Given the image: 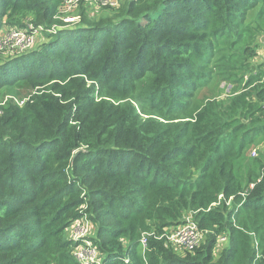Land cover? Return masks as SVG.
Here are the masks:
<instances>
[{
    "label": "trees",
    "instance_id": "1",
    "mask_svg": "<svg viewBox=\"0 0 264 264\" xmlns=\"http://www.w3.org/2000/svg\"><path fill=\"white\" fill-rule=\"evenodd\" d=\"M63 2L0 0V36L48 38L0 62V92L27 93L0 102V264H264V176L244 191L235 166L264 131V68L228 107L193 106L216 53L264 31L246 24L264 0H122L75 25ZM187 213L202 243L142 249ZM82 221L96 234L72 238Z\"/></svg>",
    "mask_w": 264,
    "mask_h": 264
},
{
    "label": "rangeland",
    "instance_id": "2",
    "mask_svg": "<svg viewBox=\"0 0 264 264\" xmlns=\"http://www.w3.org/2000/svg\"><path fill=\"white\" fill-rule=\"evenodd\" d=\"M263 5V2H260V5L251 11L246 24L251 23L258 25L260 30H264V22L263 25L258 24L259 21L264 20ZM82 9H85V13L94 18H98L107 12L104 6L90 5L88 7L79 6L78 10L75 9L62 12V16L78 14L81 18ZM31 33L34 35L33 46L48 39L43 32L37 33L31 31ZM260 35L263 36L264 31L248 33L246 34L245 40L241 43H237L231 48L233 51H223L228 49V47L224 45L223 49L216 53L211 63V78L206 85L200 86L194 96L193 106L195 109H210L214 106L228 107L230 99L234 95L232 93L233 90H241L243 88L246 80L250 76H253L251 71L258 74L260 69L264 68V42L261 39L262 37L258 39ZM2 36L3 35L0 36V62L2 61V58L25 51V49H18L13 45H1ZM253 42H260V44L257 47H252ZM255 49L256 53H253ZM4 91L5 90L0 92V102L9 98V101L13 99L15 102L22 105L25 101L23 97L27 95V93L24 92V86L17 87L15 89L16 93L3 94ZM17 91L22 92V95ZM255 101H258V99H255ZM256 113L261 115L264 113V109L262 108ZM252 138L251 141L248 139L245 140L244 147L241 150V157L235 161L237 175L239 179L243 181L245 186L243 187L244 191H247L250 188L254 180L261 179L264 176V131L254 133ZM255 150L257 151V154L255 153ZM82 228H87L88 231L86 234L79 237L90 238L96 234V229L90 222L82 221L74 229H71L70 236L76 239L79 238L76 236ZM219 252L220 251L216 249L217 255ZM184 253L185 252H180V254Z\"/></svg>",
    "mask_w": 264,
    "mask_h": 264
},
{
    "label": "built area",
    "instance_id": "3",
    "mask_svg": "<svg viewBox=\"0 0 264 264\" xmlns=\"http://www.w3.org/2000/svg\"><path fill=\"white\" fill-rule=\"evenodd\" d=\"M121 2L122 0H64L63 5L60 8L59 17L63 21L71 25H75L81 20L80 16L78 14H71L63 17L62 12L75 10V9L78 10L79 6L88 7L90 5H101L109 8L118 7L120 6ZM42 28H43L42 26L35 27L31 25L27 29H18V28L10 29L8 32H6L4 36H2L1 45L3 46L13 45L18 49L23 48L27 50L33 47L34 44V35L31 33V31L37 33L42 32L41 30ZM255 153L257 154L256 150ZM255 184L256 183L253 182L250 188H253ZM242 194L243 196H246L247 193L243 192ZM87 231H88L87 228H82L76 237L86 234ZM152 235L156 236L159 239L166 237L167 240L172 243L174 248L181 252L192 251L206 238L205 233L200 230V227L196 222V220L193 218L192 214L189 215L187 214L182 220V223L178 225L166 227L165 232L160 236H157V233L155 231L144 232L141 238V243L144 250L147 248L149 237ZM221 235H223L221 237V241H224L226 239L225 236H227V234L222 233ZM225 247L226 246H221L217 242L216 249L222 250ZM75 253L77 259L83 263L97 260L98 251L91 245L89 241L87 242V245H82L78 247Z\"/></svg>",
    "mask_w": 264,
    "mask_h": 264
},
{
    "label": "water",
    "instance_id": "4",
    "mask_svg": "<svg viewBox=\"0 0 264 264\" xmlns=\"http://www.w3.org/2000/svg\"><path fill=\"white\" fill-rule=\"evenodd\" d=\"M261 39H262V41L264 42V36H262V38H261ZM77 153H79V151H78ZM77 153H76V154H77Z\"/></svg>",
    "mask_w": 264,
    "mask_h": 264
},
{
    "label": "bare ground",
    "instance_id": "5",
    "mask_svg": "<svg viewBox=\"0 0 264 264\" xmlns=\"http://www.w3.org/2000/svg\"><path fill=\"white\" fill-rule=\"evenodd\" d=\"M89 39V38H88ZM91 41V40H90ZM120 82V81H119ZM123 85V84H122ZM118 89V88H117ZM124 90V89H123ZM121 93V92H120ZM124 168V167H123Z\"/></svg>",
    "mask_w": 264,
    "mask_h": 264
},
{
    "label": "crops",
    "instance_id": "6",
    "mask_svg": "<svg viewBox=\"0 0 264 264\" xmlns=\"http://www.w3.org/2000/svg\"><path fill=\"white\" fill-rule=\"evenodd\" d=\"M79 234V233H78Z\"/></svg>",
    "mask_w": 264,
    "mask_h": 264
}]
</instances>
